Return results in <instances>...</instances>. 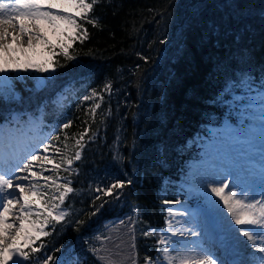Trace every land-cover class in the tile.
<instances>
[{
  "label": "trees",
  "instance_id": "obj_1",
  "mask_svg": "<svg viewBox=\"0 0 264 264\" xmlns=\"http://www.w3.org/2000/svg\"><path fill=\"white\" fill-rule=\"evenodd\" d=\"M89 15L97 26L79 21L88 37L70 42L75 59L52 57L43 86L28 68L0 89V124L40 115L55 164L89 129L71 174L66 165L44 172L49 195L66 180L74 191L62 205L68 215L48 221L49 234L31 245L44 246L25 264H157L169 209L202 200L185 188L199 140L240 124L248 93L264 91V0H99ZM118 181L125 187L105 195Z\"/></svg>",
  "mask_w": 264,
  "mask_h": 264
},
{
  "label": "rangeland",
  "instance_id": "obj_2",
  "mask_svg": "<svg viewBox=\"0 0 264 264\" xmlns=\"http://www.w3.org/2000/svg\"><path fill=\"white\" fill-rule=\"evenodd\" d=\"M52 11L61 10L53 9ZM18 28L15 32L14 30L9 31L8 41L5 42L11 44L9 53L0 52V64H4L7 68V71L0 73L1 90L12 87L11 77L13 74L23 75L25 63L42 64L51 57L44 45L35 46L37 44L35 40H33V50L25 52L23 49L28 47V36L22 35ZM12 35L17 36L18 40L13 42ZM32 35H35V32ZM45 38L50 40L51 43H60L59 38L54 37L51 32ZM70 42L66 41V43ZM17 61L19 63H16ZM29 69L37 73L38 87L43 86L46 78L54 72L52 67H49L48 71L43 73L36 71L35 68ZM65 99L66 95L64 93L56 97L59 104ZM247 99L248 102L238 109L243 130H241V126H238L239 131L235 129L233 124L225 123L219 127H211L210 136L203 135L199 140L202 150L201 158L190 164L189 173L185 178V185L191 194L199 195L197 200L202 199V202L172 206L169 209L165 229L161 233V236L171 241L166 247L169 250L172 264H192L193 261L198 259H215L217 264H227L219 257L218 253L220 251L217 244L220 243L219 239H222V235L225 234L230 238H237L236 226L227 209L223 207V202L212 194V187H219L221 181H232L238 185L233 189L237 191L238 196H243L246 192L250 200L261 198L262 188L256 182L258 178L256 169L259 168L258 171L264 175V91L249 92ZM16 117L17 124L0 127V163L4 169L9 170L4 171L0 166V172H8L9 175L19 177L27 175V173L16 171L14 175L10 172L11 168L16 169L19 166L18 164L25 161L34 152H39L41 159L33 162L35 165L33 170L40 171L39 165L43 163L42 158L44 155H48V153L40 150L43 149L45 143H48V140L44 138L42 118L27 119L28 122L25 123L20 115H16ZM243 117H248L246 122H244ZM238 136H241L244 140H239ZM26 148L29 153L25 159H21V154L24 153ZM244 161L247 162V165L244 166L255 168L252 172H249L250 176H242L248 170L243 168V164H241ZM44 166L49 170L55 169V163L45 164ZM219 169L224 170L222 172L224 180L219 178ZM29 179L36 180L35 177L31 176H29ZM40 182L41 184L44 183L42 180ZM13 183L27 184V181L14 179ZM230 188H232V184H230ZM44 200H47L46 197ZM44 200H42V203ZM58 202L56 201V203ZM19 207V205H16L13 212L9 214L8 219L10 221L15 219ZM61 208L65 211L62 205ZM180 213H184V215H180ZM32 219H36V216L34 215ZM41 227H43V224H41ZM43 231L46 232V227L43 228ZM173 232L175 235L172 234ZM43 236L41 234L34 244ZM18 243L23 247V238ZM237 246H240L238 240L232 243L230 247L227 246L229 257H234L237 254L239 250ZM163 247L165 246H162V249ZM9 264H11V261H9ZM157 264H168L162 252Z\"/></svg>",
  "mask_w": 264,
  "mask_h": 264
},
{
  "label": "snow or ice",
  "instance_id": "obj_3",
  "mask_svg": "<svg viewBox=\"0 0 264 264\" xmlns=\"http://www.w3.org/2000/svg\"><path fill=\"white\" fill-rule=\"evenodd\" d=\"M98 3L99 0H8V2H0V52L9 53L11 44L5 42L8 41L10 33L5 25L15 29L16 23L14 21H16L19 23L18 31L22 35L28 36V47L23 49L25 52L33 50V40H35L37 42L35 46L44 45L51 53V57L62 54L67 60H73L75 57L69 54L71 44L66 43V41L75 42L79 40L83 43L84 39L88 37V30L79 21L96 27L98 21L89 14L92 13ZM53 9H60L61 11H52ZM33 32H35V35H32ZM49 32L54 37L59 38V44L51 43L50 40L45 38ZM17 40L18 37L12 35V41ZM56 48L60 49V53L56 52ZM51 57L42 64L25 63L24 70L35 68L36 71L43 73L47 72L49 67H52V70L55 71ZM5 71H7L6 66L0 64V73ZM111 89V83L105 85L104 90L109 94ZM97 96L98 93L93 91L91 96H86L84 99L89 100ZM99 99L103 100V97L99 96ZM100 106L99 103H96L91 109L93 119L95 118L96 109H99ZM69 126V123L63 125L64 128ZM88 131L89 129H85L79 138L75 140L78 150L74 153V156L65 157L55 164L57 170L62 165H66L64 171L69 172V174L72 173L74 161L81 159L83 150L81 142ZM58 139L59 137L55 135L49 137L50 141ZM64 146L67 148L66 142ZM51 147L53 146L50 143H45L40 151L47 153ZM55 152L59 154L60 150L55 149ZM40 159L39 152L31 153L16 169L11 170L25 172L27 175L16 177L9 175L8 172L0 173V264H9V261H11V264H24L25 261L30 260L31 253L39 251L44 246L41 244L38 247H31L41 234L45 236L49 234L43 231V228L47 227L48 221L59 222L68 215L61 208V205H63L67 195L74 191L70 186L71 180H66L63 184H56V191L59 194L49 195V192L45 190L48 189L47 182L52 180V177L44 176L43 173L49 171L44 165L52 164L53 160L48 155H44L42 158L43 163L39 165L40 171H34L35 165L33 162ZM29 176L35 177L36 180H30ZM14 179L27 181V184H14ZM41 180L44 181L43 184H41ZM230 184H232V188H230ZM124 187V182L118 181L103 191L105 195H112L113 189H123ZM236 187L238 185L232 181H221L220 186L212 187L211 192L223 202V207L227 209L236 226L235 231L237 234L246 237L247 241L250 242V247L261 254L255 258L254 264H264V185L261 186V198L251 200L246 192L243 196H238L237 191L233 190ZM96 191H101V189L97 188ZM38 197L40 199H37ZM45 197H47V200H44ZM116 198L118 199L119 196L117 195ZM42 200H44L43 203ZM56 201L59 202L56 203ZM16 205L20 207L15 219L10 221L8 216L16 208ZM100 207H103V204ZM34 215L36 219H32ZM180 215H184V213H180ZM41 224H43V227H41ZM154 234V231L144 233V235ZM172 234L175 235L174 232ZM22 238L24 240L23 247L18 243ZM158 243L165 246L162 249V255L168 261V264H172L169 250L166 247L171 241L161 236ZM132 247H135V245L133 244ZM25 248H30V251H25ZM51 260L52 257H46L44 264H49ZM145 264H154V262L151 258H146ZM192 264H217V261L215 259H198L193 261Z\"/></svg>",
  "mask_w": 264,
  "mask_h": 264
},
{
  "label": "bare ground",
  "instance_id": "obj_4",
  "mask_svg": "<svg viewBox=\"0 0 264 264\" xmlns=\"http://www.w3.org/2000/svg\"><path fill=\"white\" fill-rule=\"evenodd\" d=\"M0 2H8V0H0ZM14 23H16V28H18L19 27V23L16 22V21H14ZM5 27H8V31H10V30H12V31L14 30V32L16 31V28L13 29L11 26L5 25ZM35 147H36V145H35ZM29 148H31V147H29ZM28 153L29 152H27V148H26L24 150V153L21 154L22 155L21 159H25L27 157ZM18 156H20V155H18ZM11 161L13 162L14 160L12 159ZM241 164H243V168H247L248 169V170H246L245 174H242V176H244V175L250 176L251 174L249 172H252L253 169H255V168L251 167V166L250 167L244 166V165H247L246 161L242 162ZM0 166H1V163H0ZM12 169L13 168H11V170ZM258 169L259 168L256 169V172L258 173V176H257L258 178H257L256 182L258 184H260V186H262V185H264V175H262L261 172L258 171ZM2 170L9 171L7 169H4L3 167H2ZM11 170H10V172H12L15 175L16 171H11ZM223 171H224L223 169L222 170L221 169L218 170V172L220 174L219 178L224 180L223 175H222ZM219 240L222 241L223 244H224L223 248H222V250L224 252L227 251V246L230 247L232 245V243H234L235 241L238 240L240 246H237V247H239V250L237 251V254L234 257L230 256V257L235 259V264H254L255 258L261 255L260 253L256 252L255 249L250 247V242H248L246 237H244L242 235H238L237 234V238L233 239L232 237L230 238L228 235L225 234V235H222V239H219Z\"/></svg>",
  "mask_w": 264,
  "mask_h": 264
}]
</instances>
